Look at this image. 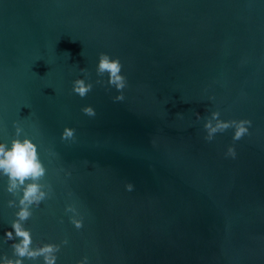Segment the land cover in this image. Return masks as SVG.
I'll use <instances>...</instances> for the list:
<instances>
[{"label": "water", "instance_id": "water-1", "mask_svg": "<svg viewBox=\"0 0 264 264\" xmlns=\"http://www.w3.org/2000/svg\"><path fill=\"white\" fill-rule=\"evenodd\" d=\"M101 53L122 64L123 101L96 75ZM76 79L93 84L83 98ZM215 111L249 134L205 141ZM14 123L52 189L25 228L33 247L61 245L57 264H264V0H0V143Z\"/></svg>", "mask_w": 264, "mask_h": 264}, {"label": "clouds", "instance_id": "clouds-1", "mask_svg": "<svg viewBox=\"0 0 264 264\" xmlns=\"http://www.w3.org/2000/svg\"><path fill=\"white\" fill-rule=\"evenodd\" d=\"M81 72L88 78L86 69ZM122 73V64L118 58H110L108 54L99 55L96 75L104 77L107 74V86L114 87L120 95L114 97V101H123V90L127 86V80ZM96 84L104 85L105 81L97 79ZM93 89L92 83H86L85 79H76L73 81L72 91L74 94L85 97ZM82 112L88 117H95L96 112L92 107H84ZM220 112H212L211 117L204 124L206 135L205 141L212 142L218 133H224L228 129H234L233 141L241 140L249 134L251 127L250 120H231L222 121ZM197 120L201 119L199 113ZM15 138L11 140L10 146L6 143H0V177L7 178L6 191L17 199L8 201L9 208H18L15 213V219L10 224L11 231L4 234V243L12 241L11 257L0 256V264H24L25 260L36 262L42 258V264H57V253L61 250V245L47 243L33 247L32 233L30 229L25 228L26 222L32 218L33 209L39 208L42 202L51 198L52 189L50 185L42 184L40 181L46 175V168L40 160L37 146L28 138L21 139L23 129L14 123ZM62 141H75V129L65 128L63 130ZM226 157L235 158L236 151L234 147H228L225 153ZM126 190H133L132 184L126 185ZM71 195V194H69ZM65 213H71L70 223L77 230L83 227V217L80 215L75 205H68ZM79 217V218H78ZM62 222V221H61ZM62 245H67L65 239ZM78 264H88V258L84 257Z\"/></svg>", "mask_w": 264, "mask_h": 264}]
</instances>
